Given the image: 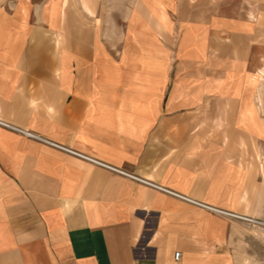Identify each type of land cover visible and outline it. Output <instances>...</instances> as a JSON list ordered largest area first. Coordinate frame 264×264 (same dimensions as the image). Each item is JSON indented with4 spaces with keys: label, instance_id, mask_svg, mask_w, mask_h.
Returning a JSON list of instances; mask_svg holds the SVG:
<instances>
[{
    "label": "crops",
    "instance_id": "obj_1",
    "mask_svg": "<svg viewBox=\"0 0 264 264\" xmlns=\"http://www.w3.org/2000/svg\"><path fill=\"white\" fill-rule=\"evenodd\" d=\"M230 1L0 0V119L38 137L0 126V264L257 260L264 0Z\"/></svg>",
    "mask_w": 264,
    "mask_h": 264
},
{
    "label": "rangeland",
    "instance_id": "obj_2",
    "mask_svg": "<svg viewBox=\"0 0 264 264\" xmlns=\"http://www.w3.org/2000/svg\"><path fill=\"white\" fill-rule=\"evenodd\" d=\"M44 0H27V2H33V8H34V3L36 2V4H41ZM79 0H70V2L72 4H77ZM103 2H109L110 0H101ZM179 1V4H180V7L181 6H184V8H186V4L189 3V2H194L196 4H205V1L207 0H178ZM232 4H236V3H240L242 2V0H231L230 1ZM74 6V5H72ZM76 7V6H75ZM34 13V12H33ZM77 13V11H76ZM263 67H264V64H263ZM263 81H264V75H263ZM32 138V137H31ZM264 155V154H263ZM256 220H259L262 222V224H257V223H254V222H248V221H245L247 223L248 226H253V227H258L261 229V232H262V238H263V251L261 252V255L260 256H257V260L256 261H253V262H248V264H264V220L262 219H256ZM247 264V263H246Z\"/></svg>",
    "mask_w": 264,
    "mask_h": 264
},
{
    "label": "built area",
    "instance_id": "obj_3",
    "mask_svg": "<svg viewBox=\"0 0 264 264\" xmlns=\"http://www.w3.org/2000/svg\"><path fill=\"white\" fill-rule=\"evenodd\" d=\"M0 126L6 127V128H9V129H12V130H15V131H17V132H20L21 134H23V135H25V136H27V137H32V138H34L33 134H31V133H27V132H24V131H22V129H20V128L14 126L13 124L7 123V122H5V121H3V120H1V119H0ZM66 150H67L68 152H70V153L76 154V155L81 156V157H85L87 160H89L88 157L83 156L82 154H79L78 152H75V151L72 152V150L67 149V148H66ZM89 161L100 164L99 162H96V161H94V160H89ZM257 162H258L259 169L263 171V170H264V155H260V156L257 158ZM134 177H135V176H134ZM135 178H136V177H135ZM263 178H264V176H263ZM239 217H241V219H243V220H245V221H248V222H254V223H257V224H262L261 221L256 220V219L251 218V217H248V216H239ZM179 255H180V252H179V251L174 252V260H175V261L178 260Z\"/></svg>",
    "mask_w": 264,
    "mask_h": 264
},
{
    "label": "bare ground",
    "instance_id": "obj_4",
    "mask_svg": "<svg viewBox=\"0 0 264 264\" xmlns=\"http://www.w3.org/2000/svg\"><path fill=\"white\" fill-rule=\"evenodd\" d=\"M22 131L33 134L34 138L37 137L34 133H32V132H30V131H28V130H27V131L22 130ZM37 138H38V137H37ZM39 139H40V138H39ZM41 139H42V138H41ZM42 141H45V140L43 139ZM83 156H84V155H83ZM86 157H87V156H86ZM83 158H85V157H83ZM88 159H89V160H94V159H92V158H90V157H88ZM94 161L98 162L97 160H94ZM230 214L239 217L237 214H233V213H230ZM239 218H241V217H239Z\"/></svg>",
    "mask_w": 264,
    "mask_h": 264
}]
</instances>
